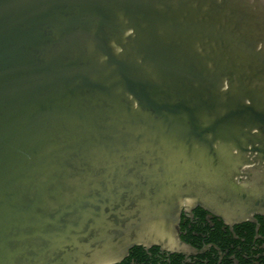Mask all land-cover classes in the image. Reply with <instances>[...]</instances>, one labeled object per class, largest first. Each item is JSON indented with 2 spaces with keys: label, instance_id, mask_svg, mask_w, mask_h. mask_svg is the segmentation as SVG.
I'll return each mask as SVG.
<instances>
[{
  "label": "water",
  "instance_id": "95a60500",
  "mask_svg": "<svg viewBox=\"0 0 264 264\" xmlns=\"http://www.w3.org/2000/svg\"><path fill=\"white\" fill-rule=\"evenodd\" d=\"M196 206L264 214V0H0V264L189 251Z\"/></svg>",
  "mask_w": 264,
  "mask_h": 264
},
{
  "label": "flooded vegetation",
  "instance_id": "af4514ba",
  "mask_svg": "<svg viewBox=\"0 0 264 264\" xmlns=\"http://www.w3.org/2000/svg\"><path fill=\"white\" fill-rule=\"evenodd\" d=\"M179 237L192 249L137 245L114 264H264V214L231 224L200 206L183 209Z\"/></svg>",
  "mask_w": 264,
  "mask_h": 264
}]
</instances>
